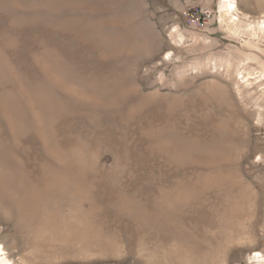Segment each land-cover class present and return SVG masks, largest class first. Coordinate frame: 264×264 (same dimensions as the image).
<instances>
[{
    "label": "rangeland",
    "instance_id": "374dc122",
    "mask_svg": "<svg viewBox=\"0 0 264 264\" xmlns=\"http://www.w3.org/2000/svg\"><path fill=\"white\" fill-rule=\"evenodd\" d=\"M224 1L0 0V264H264V0Z\"/></svg>",
    "mask_w": 264,
    "mask_h": 264
},
{
    "label": "bare ground",
    "instance_id": "6f19581e",
    "mask_svg": "<svg viewBox=\"0 0 264 264\" xmlns=\"http://www.w3.org/2000/svg\"><path fill=\"white\" fill-rule=\"evenodd\" d=\"M222 11H223V15H224L225 19L229 22L230 26L237 29L238 23L242 22L241 21L242 19L240 18L239 14H238L239 8L237 6L236 0H225L224 4H223ZM247 29L249 31V34H251L253 36L258 35V32H261L264 34V19L258 21L257 23H249L247 25ZM259 80H260V78H259ZM0 251H1V249H0ZM255 256L258 258L257 259L258 261H264V255L262 253H260L259 251L255 253ZM5 262H6V260H5Z\"/></svg>",
    "mask_w": 264,
    "mask_h": 264
}]
</instances>
